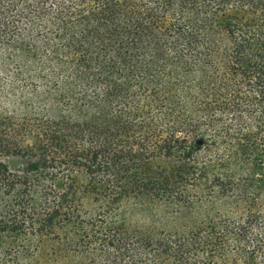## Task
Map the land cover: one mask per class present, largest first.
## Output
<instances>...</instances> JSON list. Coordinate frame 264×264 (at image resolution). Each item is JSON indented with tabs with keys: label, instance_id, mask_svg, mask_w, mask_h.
I'll return each mask as SVG.
<instances>
[{
	"label": "trees",
	"instance_id": "1",
	"mask_svg": "<svg viewBox=\"0 0 264 264\" xmlns=\"http://www.w3.org/2000/svg\"><path fill=\"white\" fill-rule=\"evenodd\" d=\"M58 237L94 264H264V0H0V256Z\"/></svg>",
	"mask_w": 264,
	"mask_h": 264
},
{
	"label": "rangeland",
	"instance_id": "2",
	"mask_svg": "<svg viewBox=\"0 0 264 264\" xmlns=\"http://www.w3.org/2000/svg\"><path fill=\"white\" fill-rule=\"evenodd\" d=\"M11 166L22 164L20 160H10ZM125 209L128 211L129 215L133 217V227H137L142 225L143 223H147V225H151V223H155L158 220H161L162 225L158 224V227L163 228H172L174 225L171 224L170 215H166L165 210L160 208L158 211H152L150 206H146L145 209L142 210L143 214H139V209H135V206L130 203L125 205ZM137 215V216H136ZM65 242L61 237L53 238L48 247L43 251H38L36 254L26 258H12L10 256H0V264H94L85 257L77 255L75 253H70L68 255H59L57 245H63Z\"/></svg>",
	"mask_w": 264,
	"mask_h": 264
}]
</instances>
